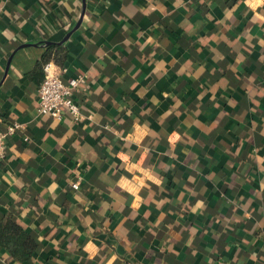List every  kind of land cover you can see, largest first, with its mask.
<instances>
[{"label":"crops","instance_id":"0c3cea01","mask_svg":"<svg viewBox=\"0 0 264 264\" xmlns=\"http://www.w3.org/2000/svg\"><path fill=\"white\" fill-rule=\"evenodd\" d=\"M53 44L79 124L37 113ZM13 122L0 220L36 239L26 264H264V0H0Z\"/></svg>","mask_w":264,"mask_h":264},{"label":"built area","instance_id":"2783aa9c","mask_svg":"<svg viewBox=\"0 0 264 264\" xmlns=\"http://www.w3.org/2000/svg\"><path fill=\"white\" fill-rule=\"evenodd\" d=\"M66 70L56 66L52 61L43 65V80L37 91V113L48 116L56 121H68L79 124L84 120L76 96L86 90V79L83 75L64 79ZM23 130V125L17 122L6 125L0 131V163L5 159L8 139ZM27 141V138H23ZM78 189V182L71 185Z\"/></svg>","mask_w":264,"mask_h":264},{"label":"trees","instance_id":"16d2710c","mask_svg":"<svg viewBox=\"0 0 264 264\" xmlns=\"http://www.w3.org/2000/svg\"><path fill=\"white\" fill-rule=\"evenodd\" d=\"M65 59V50L62 45L53 44L46 48L37 67L43 69V65L53 61L61 67ZM89 92H86L87 95ZM6 157V156H5ZM80 186L78 185L79 190ZM38 244L36 239L23 228L12 216L6 215L0 220V251L9 254L16 262L26 264L34 257Z\"/></svg>","mask_w":264,"mask_h":264},{"label":"water","instance_id":"95a60500","mask_svg":"<svg viewBox=\"0 0 264 264\" xmlns=\"http://www.w3.org/2000/svg\"><path fill=\"white\" fill-rule=\"evenodd\" d=\"M82 16H83V14H82ZM82 16H81V18L78 20L77 24L75 25L74 30H76V29L79 28V26H80V24H81V21H82ZM70 35H71V33H68V34L65 36V38L63 39V41H62L60 44H62L64 41H66V40L69 38ZM47 44H49V43H47ZM9 64H10V60L8 61L7 69H8V67H9Z\"/></svg>","mask_w":264,"mask_h":264}]
</instances>
